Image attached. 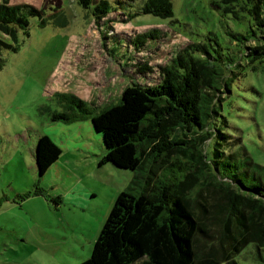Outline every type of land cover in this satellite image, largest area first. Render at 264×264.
<instances>
[{"label": "rangeland", "instance_id": "374dc122", "mask_svg": "<svg viewBox=\"0 0 264 264\" xmlns=\"http://www.w3.org/2000/svg\"><path fill=\"white\" fill-rule=\"evenodd\" d=\"M106 1L108 11L96 23L92 3L83 7L76 0H8L42 7L44 23L30 16L27 35L17 31V50L2 52L0 264H75L89 255L119 190L137 193L146 186V176L156 183L175 182L193 168V157L178 152L158 159L155 176L148 172L154 165L150 155L134 169L98 163L101 135L89 114L51 118L69 111L63 95L77 96L85 103L84 111L93 113L117 102L126 84L156 82L158 66L170 63L188 44L190 55L215 68L213 83L223 91L206 129L216 126L226 133L224 160L239 167L246 181L253 171L264 175V61L247 59L244 49L253 41L242 38L256 40L250 33L251 28L258 31L250 3L170 0L172 15L161 17L141 12L144 0ZM147 29L155 34L143 36ZM0 38L9 41L1 31ZM143 64L148 68L140 71ZM40 133L58 145L60 153L37 176L31 150ZM175 133L182 136L179 129ZM200 133L187 135L196 139ZM214 139L207 135L200 142L198 150L206 158L211 157ZM205 171L201 167L198 174ZM197 187L190 188L191 194ZM204 241L208 238L200 236V246ZM219 264H264V246L249 242Z\"/></svg>", "mask_w": 264, "mask_h": 264}, {"label": "trees", "instance_id": "16d2710c", "mask_svg": "<svg viewBox=\"0 0 264 264\" xmlns=\"http://www.w3.org/2000/svg\"><path fill=\"white\" fill-rule=\"evenodd\" d=\"M76 2L83 7L92 3L96 23L109 8L106 0ZM247 2L258 31L256 34L250 29L256 40L242 36L245 41H253L246 44L244 54L249 61H264V0ZM140 11L168 17L172 15L171 1L144 0ZM42 14V7L29 2L0 0V31L9 37V41L0 38V67L3 50L18 48L17 31L27 35L29 17L36 15L43 24ZM152 33L153 29H147L141 34ZM194 46L202 48L200 44ZM187 47L189 44L177 50L170 63L158 66L156 82L126 84L115 103L90 113L84 111L82 99L67 94L62 98L69 111L51 114L52 119L89 114L104 149L98 163L134 169L150 155L154 165L149 166L148 172L155 176L160 160H166L168 154L188 153L194 159L193 168L175 182L163 179L156 183L153 176H146V186L137 193L119 190L89 255L75 264H219L230 261L249 242L264 246V175L253 171L246 181L239 174V167L224 160L226 153L221 145L226 133L216 126L211 131L206 129L209 119L217 113L215 103L223 91L213 83L215 68L203 58L190 55ZM142 68L147 69L148 65L143 64L140 71ZM74 108L83 111L72 112ZM177 129L181 137L175 133ZM196 131H201L196 139L187 135ZM207 135L215 138L210 158L199 151L200 142ZM59 152L46 134L37 136L33 148L37 176ZM201 167L208 171L200 176ZM195 184L198 187L191 194L190 188ZM200 236L208 238L203 247L198 243Z\"/></svg>", "mask_w": 264, "mask_h": 264}, {"label": "crops", "instance_id": "0c3cea01", "mask_svg": "<svg viewBox=\"0 0 264 264\" xmlns=\"http://www.w3.org/2000/svg\"><path fill=\"white\" fill-rule=\"evenodd\" d=\"M38 135H39V134H38ZM38 135H37V136H38ZM87 137H89V135H87ZM34 144H35V140H34V143H33V146H32V150H31V155H32L33 160H34V156H33V148H34ZM100 144H102V143H100ZM57 146H58V145H57ZM99 149H100V153H101L100 155H102L103 152H104L103 146L100 145V146H99ZM59 153H60V152H59ZM58 156H59V154H58ZM58 156H57V158H58ZM57 158H56V159H57ZM56 159H55L52 163H54V162L56 161ZM52 163H51V164H52ZM51 164H50V165H51ZM50 165H49V166H50ZM34 166H35V165H34ZM35 171H36V170H35Z\"/></svg>", "mask_w": 264, "mask_h": 264}]
</instances>
